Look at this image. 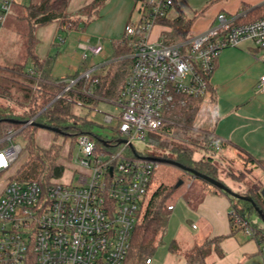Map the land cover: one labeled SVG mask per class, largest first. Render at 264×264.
I'll return each instance as SVG.
<instances>
[{
  "label": "built area",
  "instance_id": "built-area-1",
  "mask_svg": "<svg viewBox=\"0 0 264 264\" xmlns=\"http://www.w3.org/2000/svg\"><path fill=\"white\" fill-rule=\"evenodd\" d=\"M134 1L139 18L126 26L121 38L133 50L128 56L133 60L131 71L117 99L110 101L120 109L119 115H105L107 124L118 121L117 137L102 138L100 145L90 135L77 138L79 154L72 175L78 176L76 184L56 179L43 186L36 180L17 179L10 170L24 151L21 130L0 135V264H124L159 166L139 155L133 142L144 141L150 134L163 135L167 126L164 111L171 94L201 98L209 93L223 50L245 42L264 48V17L243 21L239 15L224 12L208 30L184 41H161L164 33L153 40L154 28L172 18L174 0ZM14 3L0 0V29ZM70 28L67 24L65 30ZM79 49L82 62L104 50L101 40L80 44ZM98 69L90 67L79 78L60 79L63 90L54 101L62 99L80 79L86 85L98 83ZM29 74L36 76L34 70ZM32 89L37 91V84ZM260 89L264 92V75ZM84 92L94 96L92 87ZM208 145L215 151L222 149L213 136ZM128 151L132 156H126ZM230 217L246 235L264 243V232H257L234 208ZM260 250L264 255V244Z\"/></svg>",
  "mask_w": 264,
  "mask_h": 264
},
{
  "label": "trees",
  "instance_id": "trees-1",
  "mask_svg": "<svg viewBox=\"0 0 264 264\" xmlns=\"http://www.w3.org/2000/svg\"><path fill=\"white\" fill-rule=\"evenodd\" d=\"M70 1L36 0L34 2V0H31L27 6L19 5V10H17L21 11V14L18 16L28 22V30L24 34L27 40L26 51L28 59L34 65L36 76H31L29 72H25V64H16L12 68L6 69V71L8 70L16 76L13 80L17 83H20L19 80L23 79V84L22 86L20 85L18 93H21L26 105L22 113L15 114L13 112L8 113L9 111H7L0 114V135L9 130H21L19 137L24 143L23 153H27V158L18 170V173L15 174V177L20 180H36L43 186H48L52 180L63 178L66 168L58 161L62 147L54 144L50 149H42L35 139L36 131L39 127L34 124L26 127L24 125L28 121L35 119L34 123L59 129L61 132L55 133L57 138L62 136L77 140L81 135H90L97 142V145H100L102 138L92 132L95 123L78 113L76 108L95 106L100 100L108 102L116 100L130 74L133 63V60L128 57L133 53V50L122 41L115 42L113 46L114 53L111 57L112 62L108 65L105 73L96 76L98 83L93 86L86 85V80L80 79L74 88L66 93L62 99L54 101L56 96L62 92L64 85L60 83V79L52 77L53 59L51 57L40 59L36 55L35 46L38 43L36 31L38 28L47 26L55 21L61 22L62 30H65L64 28H66L67 24H71L72 28L78 27L79 20L74 19L67 12ZM107 1L94 0L87 7L89 10L85 14L89 16L92 13L97 14ZM177 4L178 0H174L173 8H176ZM84 10H82V13ZM258 10L260 9H254V12L256 11L253 14L255 18H250L247 21L264 17V13L262 14ZM161 24L167 25L172 29L170 33L168 31L164 32L167 43L181 42L190 36L192 20L187 18L183 13L164 19ZM88 69H90L88 64L82 66L80 72L69 78H79ZM35 84H37L38 90L34 92L32 87ZM91 87L93 89V97L84 92L85 89L87 90ZM0 88L1 93L6 94V89L1 85ZM210 91L211 84L209 86V93ZM203 101L204 97L190 98L180 94H171L167 99L164 116L173 122L174 125L167 127L166 132L172 133L174 131L175 136L182 139L186 138L189 130H192L194 127ZM9 120H14V122ZM210 137H212L211 133L202 135L199 139H189L192 144L198 145L203 141L208 142L211 140ZM149 138L151 144L156 148L174 152L177 156L173 158L174 161L219 180L217 176L218 168L212 164V159H209L207 162L196 161L186 145L175 139L170 140L160 134H150ZM243 154L248 157L250 162H254V159L245 153ZM165 159L168 158L166 157ZM154 181L155 177L153 178ZM206 184L208 185L209 183L206 182ZM208 186L213 192L229 196L228 193L216 186L210 184ZM174 189V186H160L151 198L149 197L141 220L134 229L131 247L124 264H147V260L153 257L158 247L159 237L168 227L169 206L171 205H167V201L173 195ZM262 190L260 186L254 185L244 195L250 196L256 206L264 212ZM232 201L237 215L248 220L257 232L263 233L264 220L255 207L242 199L233 197ZM254 215L257 216L258 221L253 219ZM230 223L233 232L241 230L234 225L231 217ZM223 240L224 237H213L206 240L186 256V264H207V257L212 249L222 255L219 245ZM258 242L261 243L260 240ZM170 250L173 253L178 251L176 241L171 244Z\"/></svg>",
  "mask_w": 264,
  "mask_h": 264
},
{
  "label": "rangeland",
  "instance_id": "rangeland-1",
  "mask_svg": "<svg viewBox=\"0 0 264 264\" xmlns=\"http://www.w3.org/2000/svg\"><path fill=\"white\" fill-rule=\"evenodd\" d=\"M211 1L178 0V9L174 8L171 13V17L177 16L178 12L181 11L186 13L188 17L195 18L212 3ZM34 2H36V0H34ZM88 10L89 8H86L83 14L85 15ZM19 14H21V11H18L16 16L10 15L0 30V61L2 60V67H0V85L7 91L6 94H2L0 90V114L7 111H9L8 113L13 112L15 114L22 113L26 105L21 93H18L20 85L22 86L23 84V79L19 80L21 84L17 83L13 80L16 76L8 70L6 71V69H10L16 64H25V72H30L31 69V62L27 57L26 51L27 40L24 36L28 30V22L21 19L18 16ZM138 18L139 13L135 6V10L129 22L134 23L138 20ZM16 20H20L24 24H16ZM81 25L83 28L84 21H81ZM162 25L169 29V33L172 32L170 27L164 24ZM108 30L111 29H106V26L97 27V29L93 30L94 34L92 33L91 35L89 29H79L76 32L71 30L61 31L60 38L64 40V42L59 39V41H57V45L54 47L55 52L58 54L56 67L57 71H59V69L62 70L61 67L64 65L62 72L66 75L72 76V72L67 70V67H76L80 62L83 63V66L88 64L89 67H97L98 63L96 64L95 56L89 55V58L86 61H81L83 52L79 49L78 44L80 41H83L82 37L85 35L89 36L90 44L92 45L99 41L98 37L102 38L103 40L101 42L104 49L102 54H107L105 55L106 58L111 59L114 53V48L112 40L108 37ZM160 32V28L154 29L152 37L154 38ZM161 41H165V35L162 36ZM223 51L224 53H230L231 61L234 63H240L243 69L246 68V65L249 63V58L241 56V54L239 55L238 53L240 52L238 51L240 50H237L236 48H227ZM106 69L107 66L98 69L96 74H103V72H106ZM244 80H251L250 73H248V71H246L243 81ZM256 90L258 91V88H256ZM210 97L211 96L209 94L204 97L202 108L197 115L194 127L192 130H189L186 138L182 139L175 136L173 133L174 131H172V133L166 132L167 127L174 125V123L167 118V126L163 132V136L170 140L175 139L176 141H180L186 145L189 152H192L193 158L196 161L207 162L209 159H212V164L216 165L218 168V179L233 192L244 195L254 185H258L264 190L263 167L254 163H249L246 155L237 153L236 156L232 157L225 151V149L223 150V148L218 151L210 149L208 144L211 140L208 142H200L198 145H194L190 142L189 138L199 139L202 135L210 134L211 131L214 130L216 124L214 112L215 107ZM76 109L78 113L86 116L89 120L95 123L92 130L93 134L98 135L103 139H112L117 137L118 121L115 120L111 124H107L105 122L106 114L117 117L120 113V109H118L114 103L100 100L95 106H84L83 108ZM35 139L36 143L42 149H50L54 144L62 147L60 155L58 156V161L65 166L66 170L61 181L64 183H70L72 180L73 184H76L78 176L75 175V177L72 178V175L76 173V165L74 161L79 154L77 140L62 136L57 138L54 132L42 128L37 129ZM133 147L135 151L143 157H167L170 160L177 157L176 154L170 150H160L153 146L150 142L149 136H147L144 141L135 140L133 142ZM127 155L132 156L131 151H128L126 153V156ZM26 158L27 153H22L18 161L11 168L10 172L14 175L18 173V170L21 168ZM258 180H261V184L257 183ZM208 185L204 180L195 178L190 174H186L178 167L165 163H159V166L155 171V181L149 191V197L151 198L160 186H174V193L171 198L168 199L167 205L175 206V210L173 212L170 211L169 213L167 230L159 237L158 247L153 256L168 250L173 241H176L178 248L182 247V245L184 246L187 241L186 237L190 234H194L192 224L194 223L198 226L200 223L201 213L199 210L201 205L205 202V191L210 190ZM230 197L233 199L232 196ZM253 219L258 221L256 215L253 216ZM238 234L244 237L243 239H245V241L256 243L254 242L256 239L246 235L243 230H238ZM263 244L264 243H259V247ZM214 253L215 252L212 249L208 256L209 259L214 255ZM240 264H264V255L261 253L255 258L252 256L250 261L247 257Z\"/></svg>",
  "mask_w": 264,
  "mask_h": 264
},
{
  "label": "crops",
  "instance_id": "crops-1",
  "mask_svg": "<svg viewBox=\"0 0 264 264\" xmlns=\"http://www.w3.org/2000/svg\"><path fill=\"white\" fill-rule=\"evenodd\" d=\"M93 1H70L67 12L74 19L79 20L78 27H71L70 29L74 32L79 29H89L91 35L94 34L93 30L97 27L106 26V29H111L107 33H109L108 37L112 40L114 46L115 42L121 41L125 28L130 23L136 2L134 0H108L97 14L84 15L82 10L89 7ZM30 2L31 0H15L10 15L16 16L19 5L27 6ZM211 2L195 18L188 17L186 13L181 11L178 12V14L183 13L192 20L190 35L208 30L214 23L216 16L221 12L229 15H239L243 21L255 18L253 16L256 12H254V9H260L258 11L264 13V0H212ZM176 9H178V4ZM81 21H84L83 28ZM17 23L24 24L20 20H16ZM156 28H160L161 32L154 38L152 37L153 40H156L161 33L169 30L163 25L156 26L154 29ZM62 29L61 22L55 21L38 28L36 31L38 43L35 46V53L40 59L47 57L53 59L51 74L55 79L72 77L80 72L83 66V63L80 62L76 67H67V70L72 72V76L62 72L64 65L61 67L62 70L57 71L58 54L55 52L54 47L57 45V41L61 39L60 32L64 31ZM82 39L83 41H80L78 46L87 42L90 43L89 36L85 35ZM98 40L102 41L103 39L98 37ZM236 49L240 50L238 51L240 52L239 55L249 58V63L243 69L240 63L231 61L230 53H224V51L217 59L216 68L211 78V91L208 93L215 107L216 117V124L214 130L211 131V135L221 143L223 150L225 149L232 157L236 156L237 153H245L254 159V162L249 161V163L259 165L264 170V92L260 89V80L264 75V48L258 47L252 42H245ZM105 55L107 54L95 56L99 69L105 66L108 67L112 61V58L108 59ZM1 61L0 67H2ZM30 62L31 71L34 70V65L31 60ZM246 71L250 73L251 80L249 81H243ZM256 88H258V91ZM257 183L261 184V180H258ZM205 192V202L199 210L201 213L200 223L198 226L192 224L194 234L186 237V244L178 248L176 253H173L169 248L153 256L150 264H186V256L197 246L213 237H224L219 245L222 255L214 250V255L210 259L207 257V264H240L247 257L250 261L252 256L255 258L261 254L257 240L254 241L256 243L247 242L243 239L244 237L238 234V231L233 232L230 223V212L233 209L231 197L213 192L211 189ZM193 225H196L197 228L194 229Z\"/></svg>",
  "mask_w": 264,
  "mask_h": 264
},
{
  "label": "water",
  "instance_id": "water-1",
  "mask_svg": "<svg viewBox=\"0 0 264 264\" xmlns=\"http://www.w3.org/2000/svg\"><path fill=\"white\" fill-rule=\"evenodd\" d=\"M9 121L14 122V120H9ZM33 124L38 126L39 128L46 129V130H49V131L54 132V133H60L61 132L59 129H56V128H49V127H46L44 125H39L37 123H33ZM148 159L159 162V163H165V164H169V165H173L175 167H178L181 170L185 171L186 173H189L193 177L200 178V179L206 181L207 183H209L210 185H213V186L220 188L221 190L225 191L230 196H232L236 199H242V200H245V201L251 203L255 207L256 211L259 213L261 218L264 220V212L256 206L255 202L253 201V199L250 196L235 193L231 189H229L225 184H223L221 181L214 179L208 175L202 174L193 168L186 167L177 161L165 159V158H154V157H149ZM262 194L264 196V190L262 191Z\"/></svg>",
  "mask_w": 264,
  "mask_h": 264
}]
</instances>
